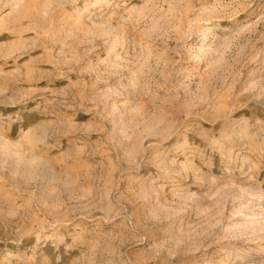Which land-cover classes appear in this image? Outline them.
Instances as JSON below:
<instances>
[{"label": "rangeland", "instance_id": "obj_1", "mask_svg": "<svg viewBox=\"0 0 264 264\" xmlns=\"http://www.w3.org/2000/svg\"><path fill=\"white\" fill-rule=\"evenodd\" d=\"M0 264H264V0H0Z\"/></svg>", "mask_w": 264, "mask_h": 264}]
</instances>
